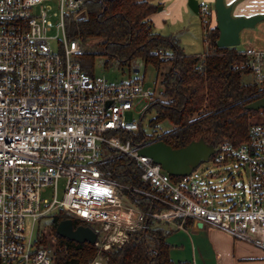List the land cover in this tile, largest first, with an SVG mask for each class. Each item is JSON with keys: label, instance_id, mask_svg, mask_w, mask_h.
<instances>
[{"label": "built area", "instance_id": "2783aa9c", "mask_svg": "<svg viewBox=\"0 0 264 264\" xmlns=\"http://www.w3.org/2000/svg\"><path fill=\"white\" fill-rule=\"evenodd\" d=\"M55 1L0 0V264H55L51 219L60 211L93 225L86 227L103 250L140 230L145 215L124 193L138 191L106 177L112 153L136 163L147 185L138 193L164 206L151 215L159 224L182 230L191 220L264 251V124H251L239 147L215 148L210 159L235 162L247 175L246 201L218 208L197 170L173 180L138 154L145 146L123 141L122 133L139 130L126 113L155 102L154 93L144 74L110 83L85 73L79 42L66 32L67 15L80 18L84 0H57V12ZM209 14V4L198 1L204 24ZM245 55L250 73L264 82V52Z\"/></svg>", "mask_w": 264, "mask_h": 264}, {"label": "trees", "instance_id": "16d2710c", "mask_svg": "<svg viewBox=\"0 0 264 264\" xmlns=\"http://www.w3.org/2000/svg\"><path fill=\"white\" fill-rule=\"evenodd\" d=\"M157 9L155 0H84L80 18L75 13L66 17L68 39L79 42L82 49L79 62L90 76L100 54L108 58L107 62L114 60L120 65L140 61L155 69L168 66L160 75V99L142 114L135 135L122 133L123 141L132 138L134 145L140 147L163 142L172 149L200 139L214 148L223 143L233 147L247 143L249 126L264 124V112L245 109L264 97V82L243 83V76L250 74L249 58L235 48L216 47L219 33L214 11L213 20L209 17L204 28L207 52L202 56L185 55L176 39L154 32L149 17ZM96 41L102 42V53L86 48ZM152 110L154 117L148 121L149 127L167 122L171 128L160 134L145 135L141 123ZM260 117L262 123H252ZM110 157L112 160L105 167L107 179L138 192L147 189L133 160L115 153ZM138 192L124 191L145 215V224L122 245L115 244L107 250L59 237L56 227L61 221L71 220L74 228L87 224L61 211L53 215L51 233L58 243L55 264H91L98 256L103 264H174L166 240L175 229L160 225L151 217L164 206ZM41 243L48 246L45 236Z\"/></svg>", "mask_w": 264, "mask_h": 264}, {"label": "crops", "instance_id": "0c3cea01", "mask_svg": "<svg viewBox=\"0 0 264 264\" xmlns=\"http://www.w3.org/2000/svg\"><path fill=\"white\" fill-rule=\"evenodd\" d=\"M204 1L211 8L207 21H210L209 17L212 21L214 0ZM224 2L227 6H232L233 17L249 18L264 15V0H224ZM155 4L158 9L149 17L154 32L176 39L172 35L177 32L175 29L186 28L188 22L192 21L191 13L193 12L188 8L187 0H155ZM200 19L202 20L201 17ZM177 42L182 49L179 40ZM239 46L235 49L242 53L264 52V21L258 23L253 29L243 30L240 34ZM250 75L253 77L252 82H258L251 73ZM162 225L175 229L166 240L171 247L169 255L174 264H264L263 250L234 240L220 230L201 226L198 223L192 224L191 220L186 222L182 230L171 224Z\"/></svg>", "mask_w": 264, "mask_h": 264}, {"label": "rangeland", "instance_id": "374dc122", "mask_svg": "<svg viewBox=\"0 0 264 264\" xmlns=\"http://www.w3.org/2000/svg\"><path fill=\"white\" fill-rule=\"evenodd\" d=\"M53 11L57 12L59 9L57 0L52 4ZM192 14V21L188 22L186 28L175 29L172 34L177 40L186 55H203L207 52V47L203 43L204 24L199 15ZM208 19H206V23ZM205 21V20H204ZM213 24V23H212ZM180 26V25H178ZM172 31V27L169 28ZM56 36V32L53 30L51 34ZM161 35V34H160ZM163 36V35H161ZM101 41L90 43L86 46L87 49L93 52L102 53L103 46ZM240 47V46H239ZM108 58L104 55H99L93 63V74L98 78H105L110 83H120L133 80L134 78H140L142 74L145 76V89H149L154 93V97L160 99L162 93V87L159 85L160 75L164 74L168 66L163 65L159 69H155L152 66H144L140 61H134L129 65L117 64L114 60L107 62ZM134 70H139V73L135 75ZM264 74V72H263ZM252 76L250 74L243 76V83L247 84L252 82ZM149 105L140 104L136 111H130L126 113L125 119L127 122L139 124L140 117L146 111ZM154 117V110L150 113L147 112L141 123L142 130L145 135H151L152 133L160 134L171 128V126L164 122L159 124L156 128L149 127L148 121ZM263 118L258 120H252V123H262ZM197 170V176L201 181H204L203 187L210 185L214 191L215 202L218 208L227 209L232 205L238 206L240 202H245L247 199V175L244 168L238 166L235 162L216 163L214 159H210L207 163L201 164ZM44 221L40 222L43 223ZM46 223V222H45ZM162 225V224H160ZM91 228L93 225L87 224ZM53 235V234H52ZM121 240V237L117 238ZM100 263L103 264L102 260Z\"/></svg>", "mask_w": 264, "mask_h": 264}, {"label": "water", "instance_id": "95a60500", "mask_svg": "<svg viewBox=\"0 0 264 264\" xmlns=\"http://www.w3.org/2000/svg\"><path fill=\"white\" fill-rule=\"evenodd\" d=\"M187 6L191 12L197 15V0H187ZM213 9L216 30L219 33L216 42L218 48H235L239 46L241 32L253 29L258 23L264 21V15L249 18L233 17L232 6H227L224 0H214ZM133 73H137V70H134ZM245 109L264 112V97L248 104ZM138 154L150 158L169 176L180 178L189 176L201 164L207 163L215 154V148L210 144H206L202 139L190 142L179 149H172L163 142H155L141 148ZM56 234L78 244L88 243L94 245L97 239L96 234L90 228L85 226L74 228L71 220L61 221L56 227Z\"/></svg>", "mask_w": 264, "mask_h": 264}]
</instances>
